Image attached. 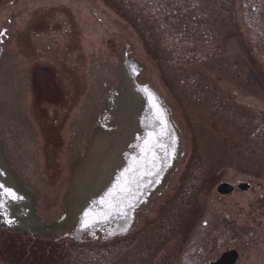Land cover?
I'll use <instances>...</instances> for the list:
<instances>
[{"label": "rangeland", "instance_id": "374dc122", "mask_svg": "<svg viewBox=\"0 0 264 264\" xmlns=\"http://www.w3.org/2000/svg\"><path fill=\"white\" fill-rule=\"evenodd\" d=\"M126 54L185 140L168 191L140 220L163 210L159 222L145 235L138 228L85 246L0 232V264L179 262L204 216L213 211L215 220L223 181L250 184L256 201L234 198L243 217L235 234L237 203L228 199L223 229L198 244L202 262L238 248L237 264H264V0H0L2 142L40 217L52 224L63 214L73 165L109 98L131 80Z\"/></svg>", "mask_w": 264, "mask_h": 264}, {"label": "water", "instance_id": "95a60500", "mask_svg": "<svg viewBox=\"0 0 264 264\" xmlns=\"http://www.w3.org/2000/svg\"><path fill=\"white\" fill-rule=\"evenodd\" d=\"M127 57L131 80L109 98L98 130L72 167L64 214L53 225L46 226L38 216L33 194L15 176L0 142V229L55 242L104 243L130 234L138 215L166 190L184 155L183 137L162 97L150 84L137 81L141 67ZM8 190L23 199H13ZM232 190L226 184L218 187L220 194ZM237 259L231 251L213 264H235Z\"/></svg>", "mask_w": 264, "mask_h": 264}, {"label": "flooded vegetation", "instance_id": "af4514ba", "mask_svg": "<svg viewBox=\"0 0 264 264\" xmlns=\"http://www.w3.org/2000/svg\"><path fill=\"white\" fill-rule=\"evenodd\" d=\"M40 95H41V93H40ZM220 110L223 111L224 108L222 106H220ZM178 129L180 130V128H178ZM0 130H1V126H0ZM180 132L182 133L181 130H180ZM182 135H183V133H182ZM184 151H185V140H184ZM180 167H181V165H178V168H177L176 172L174 173V175L172 176V179H171L167 189L160 196L154 198V201H153L152 205L149 207V209L147 211H145V212H143V213L138 215L136 229L134 230V232L139 228L140 231H138V232L141 233L142 235H145L146 231H143L141 229L147 228L148 231H149L150 228H153L155 226L154 224L156 223V221L159 222L158 218L160 219L161 215H163V213H162L163 210L162 209H161L162 211L159 212L161 215L160 214L157 215L156 219H147L146 221L142 222V223H144L142 226H141L142 223L140 222V220H141L142 217L151 218L149 215L152 213L153 207L155 206V204L158 201V199L165 192L168 191L169 186H170L171 182L173 181L175 175L178 173ZM241 183L248 184L246 182H241V181H223L221 183V184H229L230 186H232L233 190L229 194H221V195L218 194L217 215H216L215 220H213L214 219L213 211H211V214L205 215L204 219H206V220H203L201 226H199L197 228V230H198L197 235L198 236L196 235L195 238L193 237V239L188 243L186 249L181 253V259L179 260V262L177 260H173L172 259L169 264H210V263L215 262L216 260H218L222 254H224L225 252H228V251H235L238 254V260H237L236 264L238 263L239 259L241 258V251L238 248L237 249H230V250L222 252L221 255L219 257H217L214 261H209V262L208 261L207 262L203 261L202 262L201 255H202L203 250H202V247L201 248H197V247H198V244L201 245V243H199V242H200L201 239H203L202 235H205L208 232L210 233V232H212L214 230L218 233L220 230L223 229L224 224H225V220H228L230 218V215L228 214V212H227L228 210L226 208H227V201L231 197H232L231 198L232 201L233 202L236 201L235 203H237V205H232V210H235V212H236V216L233 217V223H234L233 224V227H234L233 231H234L235 234L239 232V230H240V221H241V219L243 217H242V215H240L238 213V210L240 208L239 202H237L238 200H234V198L239 195L238 194V192H239V193H244L245 195H247V197L249 198V202L254 203L256 201V194L252 193L251 185L248 184V187L240 189L239 185ZM243 187H244V185H243ZM261 198H263L262 194H261ZM248 219H252V226L255 225V215L253 213L250 214ZM152 221H153V223H152ZM164 226H166V225H164ZM187 228H188V226L186 225V229ZM251 228H253V227H251ZM133 233H131L129 236H127V237H125V238H123L121 240L129 238ZM156 240H157V235H156ZM219 240H220V242L223 243L224 237L223 238L220 237ZM116 241H118V240H116ZM109 243H111V242H109ZM262 244H264V241H262ZM12 247L13 246H11V245L7 246V247L5 246V248H7L6 250H8V252L12 251ZM1 254H4L3 250L1 251ZM160 262L161 261H159V262L153 261L151 264H160ZM41 264H44V263H41Z\"/></svg>", "mask_w": 264, "mask_h": 264}, {"label": "snow or ice", "instance_id": "6c2138e0", "mask_svg": "<svg viewBox=\"0 0 264 264\" xmlns=\"http://www.w3.org/2000/svg\"><path fill=\"white\" fill-rule=\"evenodd\" d=\"M0 188H3L2 185H0ZM7 195H11L13 199H16V200H20V199H23V197H19L17 196L14 192H12L11 190H8L6 192ZM9 224L12 223V221H7Z\"/></svg>", "mask_w": 264, "mask_h": 264}, {"label": "trees", "instance_id": "16d2710c", "mask_svg": "<svg viewBox=\"0 0 264 264\" xmlns=\"http://www.w3.org/2000/svg\"><path fill=\"white\" fill-rule=\"evenodd\" d=\"M45 72H46V71H45ZM38 73H39V72H38ZM41 73H44V71H40V74H41ZM46 73H48V72H46Z\"/></svg>", "mask_w": 264, "mask_h": 264}]
</instances>
